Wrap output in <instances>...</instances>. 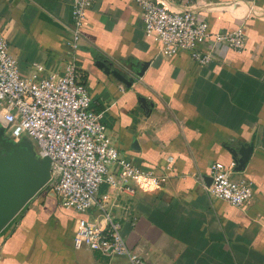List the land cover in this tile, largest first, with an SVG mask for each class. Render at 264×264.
Returning a JSON list of instances; mask_svg holds the SVG:
<instances>
[{"label": "crops", "instance_id": "0c3cea01", "mask_svg": "<svg viewBox=\"0 0 264 264\" xmlns=\"http://www.w3.org/2000/svg\"><path fill=\"white\" fill-rule=\"evenodd\" d=\"M157 1L192 8L214 32L243 29L247 43L241 52L220 46L219 60L201 68L186 53H161L144 33L136 0H99L93 7L78 50L93 109L104 113L125 157L168 177L161 187L141 182L120 205L129 210L115 209L114 216L127 245L147 264H264V16L245 12L264 15V0ZM233 2L243 10L230 11ZM72 28L70 0H0V29L23 77L32 76L33 64L44 66L46 75L62 73ZM98 62L134 83H121ZM251 144L246 167L236 171L232 150ZM213 163L253 185L244 208L209 193ZM110 190L105 184L101 194ZM80 218L102 219L96 209L66 211L43 190L0 234V264H131L126 257L75 250Z\"/></svg>", "mask_w": 264, "mask_h": 264}, {"label": "built area", "instance_id": "2783aa9c", "mask_svg": "<svg viewBox=\"0 0 264 264\" xmlns=\"http://www.w3.org/2000/svg\"><path fill=\"white\" fill-rule=\"evenodd\" d=\"M98 1L70 0L73 28L62 73L46 75L44 66L33 64L32 76L23 77L0 29V114L11 140L28 138L36 143L38 157L51 159V180L43 190L55 191L61 208L80 215L96 209L101 214L100 221L78 219L73 248L126 257L131 264H147L127 245L113 211L129 210L120 205L125 198L135 196L141 182L161 187L168 177L144 170L125 157L108 134L104 113L93 109L85 75L78 65V50L88 15ZM136 3L145 35L166 56L186 53L204 68L219 60L220 46L236 52L246 47L243 29L214 32L211 23L192 8L175 10L157 0ZM227 6L230 11L243 10L238 2ZM245 12L251 18L264 16L252 8ZM210 178L208 191L216 199L244 208L253 197V185L236 180L232 169L221 163L211 165ZM105 184L111 190L101 194Z\"/></svg>", "mask_w": 264, "mask_h": 264}, {"label": "water", "instance_id": "95a60500", "mask_svg": "<svg viewBox=\"0 0 264 264\" xmlns=\"http://www.w3.org/2000/svg\"><path fill=\"white\" fill-rule=\"evenodd\" d=\"M97 65L106 74L113 75L127 86H132L135 81L117 70H112L106 63L98 62ZM146 68L147 65L141 72L136 73L137 77H142ZM6 130V123L0 116V142L3 143L6 151L0 155V234L49 184L52 164L50 158L37 156L30 139L23 138L19 142L5 139ZM253 146L251 144L241 147L239 151L232 150L233 157L236 159V171H242L246 167L253 152ZM209 180L211 185L212 179ZM51 195L56 197L55 191H51Z\"/></svg>", "mask_w": 264, "mask_h": 264}, {"label": "flooded vegetation", "instance_id": "af4514ba", "mask_svg": "<svg viewBox=\"0 0 264 264\" xmlns=\"http://www.w3.org/2000/svg\"><path fill=\"white\" fill-rule=\"evenodd\" d=\"M5 139H7L8 141L11 140V139L7 138V134H6V136H5ZM11 141H13V140H11ZM13 142H15V141H13ZM4 152H6V151L4 150L3 143L0 142V155H3Z\"/></svg>", "mask_w": 264, "mask_h": 264}, {"label": "rangeland", "instance_id": "374dc122", "mask_svg": "<svg viewBox=\"0 0 264 264\" xmlns=\"http://www.w3.org/2000/svg\"><path fill=\"white\" fill-rule=\"evenodd\" d=\"M8 137V136H7ZM9 138V137H8ZM10 139V138H9ZM19 141H21V140H19ZM19 141H15V142H19ZM31 144H32V147H33V149H34V152L36 153V154H38L39 153V150H38V147H37V145H36V143L34 142V141H31ZM38 156V155H37Z\"/></svg>", "mask_w": 264, "mask_h": 264}, {"label": "trees", "instance_id": "16d2710c", "mask_svg": "<svg viewBox=\"0 0 264 264\" xmlns=\"http://www.w3.org/2000/svg\"><path fill=\"white\" fill-rule=\"evenodd\" d=\"M41 192H42V191H41ZM41 192H40V193H41Z\"/></svg>", "mask_w": 264, "mask_h": 264}]
</instances>
